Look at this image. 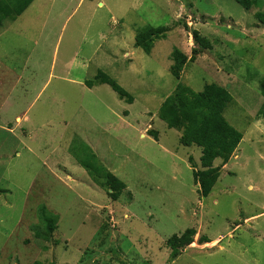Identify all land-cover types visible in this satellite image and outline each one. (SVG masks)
Instances as JSON below:
<instances>
[{
  "label": "rangeland",
  "instance_id": "1",
  "mask_svg": "<svg viewBox=\"0 0 264 264\" xmlns=\"http://www.w3.org/2000/svg\"><path fill=\"white\" fill-rule=\"evenodd\" d=\"M261 12L264 0L251 10L235 0H34L7 21L0 264H264ZM146 25L168 28L151 54L135 46ZM193 31L213 49L177 80L171 54L176 47L192 57ZM99 70L134 102L108 84L90 87ZM178 83L197 93L210 83L227 89L224 115L243 133L226 165L215 160L221 175L206 197L193 176L204 169L202 149L181 144L182 132L159 117ZM106 171L126 185L117 199ZM44 213L58 218L48 241L36 234ZM187 228L194 243L173 256L168 239Z\"/></svg>",
  "mask_w": 264,
  "mask_h": 264
},
{
  "label": "trees",
  "instance_id": "2",
  "mask_svg": "<svg viewBox=\"0 0 264 264\" xmlns=\"http://www.w3.org/2000/svg\"><path fill=\"white\" fill-rule=\"evenodd\" d=\"M243 8L251 10L259 7L263 0H235ZM34 2V0H0V30L7 21H14L20 17ZM257 18L264 25V14L257 13ZM167 27L146 25L138 30L135 36V46L141 48L146 54H151L155 43L165 39ZM195 43L199 48L192 50V57H188L182 50L174 48L171 54V74L177 80L189 61H194L196 55L204 50H212L211 41L204 37L199 31L192 32ZM90 87L96 84H108L119 94L122 99L129 103L134 102V97L121 87L118 82L99 70L94 81L86 82ZM261 89L264 95V79L261 81ZM233 101L232 95L224 87L216 83L207 84L201 92L193 91L189 86L178 83L175 92L168 96L161 104L159 117L165 121L169 128L182 132L180 143L184 146L196 145L202 149L201 165L203 170L193 171L194 181L200 185L201 194L208 196L220 178V166L215 167L217 159L222 160L226 165L243 139V133L232 126L226 119L224 113L229 104ZM264 118V103L259 110ZM149 131V130H148ZM158 138V132L150 130ZM192 159V158H190ZM192 162V160H191ZM90 169L89 166H85ZM109 194L117 199L125 190L124 181L112 172L106 171V182ZM58 218L51 214L44 213V227L37 231V237L50 240L56 230ZM194 228H187L181 234H175L168 239V246L173 256L180 250L194 243L196 236ZM207 237H202L200 243H209ZM34 264H42L35 262ZM54 264V263H52Z\"/></svg>",
  "mask_w": 264,
  "mask_h": 264
},
{
  "label": "crops",
  "instance_id": "3",
  "mask_svg": "<svg viewBox=\"0 0 264 264\" xmlns=\"http://www.w3.org/2000/svg\"><path fill=\"white\" fill-rule=\"evenodd\" d=\"M124 57H127V58H129V53L128 52H126L125 53V55H124ZM19 119V118H18ZM145 135V134H144Z\"/></svg>",
  "mask_w": 264,
  "mask_h": 264
}]
</instances>
